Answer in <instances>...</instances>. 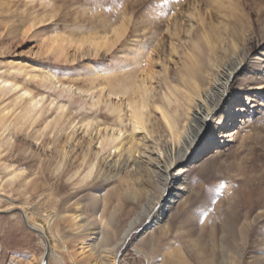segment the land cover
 Masks as SVG:
<instances>
[{
  "label": "rangeland",
  "instance_id": "1",
  "mask_svg": "<svg viewBox=\"0 0 264 264\" xmlns=\"http://www.w3.org/2000/svg\"><path fill=\"white\" fill-rule=\"evenodd\" d=\"M122 24L111 50L82 46L112 42ZM211 29L224 36L217 64L236 45L245 65L169 171L181 180L163 185L178 142L160 108L180 115L178 130L187 121L180 78ZM1 79L0 264H39L51 244L49 264L76 253L78 263L93 253L116 264H264V0H0ZM132 87L146 90L147 129L131 121ZM77 206L83 240L60 223Z\"/></svg>",
  "mask_w": 264,
  "mask_h": 264
},
{
  "label": "bare ground",
  "instance_id": "2",
  "mask_svg": "<svg viewBox=\"0 0 264 264\" xmlns=\"http://www.w3.org/2000/svg\"><path fill=\"white\" fill-rule=\"evenodd\" d=\"M112 32L114 37V40L112 42L107 40V38H103L101 40L99 38H88L82 40V46L89 44L97 52H99L101 49L111 50L113 47H115V45L122 41L123 38H125L127 28L124 24H122L121 27L113 29ZM197 40L198 41L194 42L193 44V52L189 55L190 64H185L184 73L180 78L181 84L185 90L186 102L188 105L187 110L189 112V115L187 121H185L183 126L178 130L177 124H179L181 118L180 115H178L177 112H175L173 115H169L167 112L163 111L162 108H160L162 111L163 119L166 122L169 130L171 131L173 139L175 140V142H178L177 148L173 149V153L169 155L170 157L167 161L168 164L165 166V168H163V185L170 184L172 186L181 180V175L183 173L182 171H178V173L175 174H171L169 173V171L174 166H177L188 158L191 150L204 134L207 126L211 121L212 116L217 112L218 108L224 102L231 83L234 81V78L245 65V59L241 58V56H237L236 54L237 50H239L238 46L236 45H233L232 47L233 54H231V56H226L225 58H223L224 60L221 64H217L215 58L219 54L218 46L222 45V43L224 42V36L221 31L217 29L205 31L203 36L200 39L197 38ZM64 41L65 40L63 39L59 41L60 43L55 51H62V43ZM220 58H222L221 55ZM214 66L218 69V71H214ZM0 81V95H6L8 92H10V90L8 89L10 86L9 79H1ZM131 91L132 94L136 96L131 100V121H133L136 129H139L140 127L142 129H147V124L150 122V114H145L143 112L144 109H147L149 106L148 98L146 97V90H144V88L142 87L134 89L132 87L127 93H130ZM246 101H248V99ZM43 102L44 98L41 96L33 99L31 101V114L35 113L41 107ZM4 122L5 117H0V125H3ZM226 126L229 127L230 125L226 123L225 127ZM118 139L119 137L114 138L110 141L114 142ZM130 152L136 153L137 151L133 147L132 151L130 150ZM87 167L88 170L85 179L89 178L94 170V165H89ZM185 189L182 188L180 190L182 191ZM134 200H137V198ZM169 203L171 202L168 199L167 203L163 205V211L166 210V207ZM60 223H62L69 230L75 233L78 232L76 234H81L82 240L86 239L90 235V229L85 228V226L82 225V217L81 214H79L78 206L75 208L74 212L62 214ZM131 228L132 227L129 224V228L126 230V232H124V236L122 237L123 239L125 237V239L127 240L128 236H130V231L132 230ZM51 245H49L51 250L48 253L49 255L47 264L50 263L51 257L55 255V253H53L52 251L54 246ZM63 249H65V247ZM45 254L46 253H44L41 263L39 264H44ZM75 256L79 255H77L76 253V255L70 256L71 261H74L73 264H116V261H113L112 263H106L102 261L98 256H95L93 253L92 255L89 254V256H87V259L82 260V263H78L79 261L76 262ZM176 257L178 258L180 256L176 255ZM55 259L60 264L64 263L60 255H57ZM179 261L180 260H178V262Z\"/></svg>",
  "mask_w": 264,
  "mask_h": 264
},
{
  "label": "water",
  "instance_id": "3",
  "mask_svg": "<svg viewBox=\"0 0 264 264\" xmlns=\"http://www.w3.org/2000/svg\"><path fill=\"white\" fill-rule=\"evenodd\" d=\"M48 251H47V253H46V255H45V258H44V264H47V260H48Z\"/></svg>",
  "mask_w": 264,
  "mask_h": 264
},
{
  "label": "snow or ice",
  "instance_id": "4",
  "mask_svg": "<svg viewBox=\"0 0 264 264\" xmlns=\"http://www.w3.org/2000/svg\"><path fill=\"white\" fill-rule=\"evenodd\" d=\"M25 95H27V93H25ZM157 111H159V109H157Z\"/></svg>",
  "mask_w": 264,
  "mask_h": 264
}]
</instances>
